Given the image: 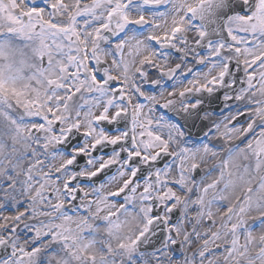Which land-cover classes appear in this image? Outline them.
Returning a JSON list of instances; mask_svg holds the SVG:
<instances>
[{
	"label": "snow or ice",
	"instance_id": "obj_1",
	"mask_svg": "<svg viewBox=\"0 0 264 264\" xmlns=\"http://www.w3.org/2000/svg\"><path fill=\"white\" fill-rule=\"evenodd\" d=\"M0 264H264V0H0Z\"/></svg>",
	"mask_w": 264,
	"mask_h": 264
},
{
	"label": "rangeland",
	"instance_id": "obj_2",
	"mask_svg": "<svg viewBox=\"0 0 264 264\" xmlns=\"http://www.w3.org/2000/svg\"><path fill=\"white\" fill-rule=\"evenodd\" d=\"M209 112H212V111H209ZM220 111H215V113L217 114V113H219Z\"/></svg>",
	"mask_w": 264,
	"mask_h": 264
},
{
	"label": "bare ground",
	"instance_id": "obj_3",
	"mask_svg": "<svg viewBox=\"0 0 264 264\" xmlns=\"http://www.w3.org/2000/svg\"><path fill=\"white\" fill-rule=\"evenodd\" d=\"M218 116V115H217ZM215 118V117H214Z\"/></svg>",
	"mask_w": 264,
	"mask_h": 264
}]
</instances>
